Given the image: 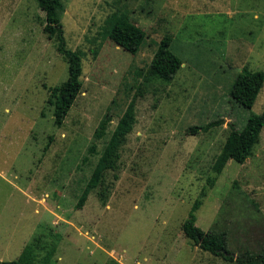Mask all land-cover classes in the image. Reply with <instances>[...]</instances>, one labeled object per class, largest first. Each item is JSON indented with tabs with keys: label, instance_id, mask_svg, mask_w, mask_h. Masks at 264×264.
<instances>
[{
	"label": "rangeland",
	"instance_id": "obj_1",
	"mask_svg": "<svg viewBox=\"0 0 264 264\" xmlns=\"http://www.w3.org/2000/svg\"><path fill=\"white\" fill-rule=\"evenodd\" d=\"M61 1L55 23L85 56L82 91L57 127L48 87L66 80L68 65L55 29L36 0H0V260L40 234L56 241L52 264H236L184 236L196 199V226L225 229L234 255L263 250L264 126L242 164L212 165L229 125L264 111V85L250 109L229 97L243 68L264 69V0ZM116 10L146 32L135 54L106 34ZM165 34L180 68L169 83L144 82L140 70ZM133 97L136 121L116 167L76 208L103 145L88 151L99 120L109 108L111 131Z\"/></svg>",
	"mask_w": 264,
	"mask_h": 264
},
{
	"label": "trees",
	"instance_id": "obj_2",
	"mask_svg": "<svg viewBox=\"0 0 264 264\" xmlns=\"http://www.w3.org/2000/svg\"><path fill=\"white\" fill-rule=\"evenodd\" d=\"M36 2L45 12V17L50 22V28L55 29L56 50L64 57L68 65L66 80L58 85L48 87L46 101L52 107L54 125L61 127L68 111L82 91L83 57L85 55L82 48L72 50L66 47L62 25L55 23L59 20L62 1L36 0ZM105 22L107 25L106 34L115 45L132 54L138 52L146 37V32L131 20L125 10L111 12L106 16ZM52 23L57 26L52 27ZM171 40L170 35L165 34L157 42L151 61L139 73L144 82L160 81L169 83L179 70L182 59L171 50ZM95 49L94 47V52L98 51ZM263 85L264 69L250 71L243 68L232 83L229 97L242 107L250 109ZM135 98L133 97L128 102L111 131H109L111 120L109 108L99 120L93 132V140L88 147V151L92 154L96 153L99 140L104 139L103 145L90 176L78 197L76 208L82 207L91 190L104 184V173L116 167L117 152L136 121ZM221 121V119H218L205 124L192 125L187 128V132H191V134H196L199 131L207 132ZM263 126L264 111L261 113L249 112L245 124L240 129L236 128L234 124H230L229 132L215 157L212 169L220 173L229 160L242 164L252 155ZM107 191L103 190L100 193L101 200ZM200 204L199 199L193 202L186 219L181 224L186 238L192 240L201 250L221 257L226 261L235 262L236 264H264V249L260 252H254L244 248L234 255V252L228 247L227 231L225 229L216 224L207 230H202L196 226L195 213ZM53 236L58 237L56 233ZM56 245L55 240H47L43 235L36 234L23 247L16 259L10 261L0 260V264H52L51 262L57 251Z\"/></svg>",
	"mask_w": 264,
	"mask_h": 264
}]
</instances>
